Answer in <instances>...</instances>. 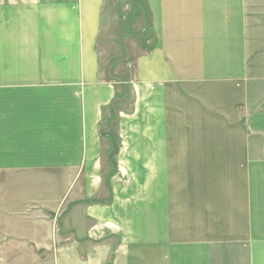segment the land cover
I'll list each match as a JSON object with an SVG mask.
<instances>
[{
  "label": "crops",
  "instance_id": "1",
  "mask_svg": "<svg viewBox=\"0 0 264 264\" xmlns=\"http://www.w3.org/2000/svg\"><path fill=\"white\" fill-rule=\"evenodd\" d=\"M146 1L154 42L116 113L110 199L74 205L100 195L101 124L123 96L100 69L106 0H0V246L16 264H84L69 222L112 264H264V2Z\"/></svg>",
  "mask_w": 264,
  "mask_h": 264
},
{
  "label": "rangeland",
  "instance_id": "2",
  "mask_svg": "<svg viewBox=\"0 0 264 264\" xmlns=\"http://www.w3.org/2000/svg\"><path fill=\"white\" fill-rule=\"evenodd\" d=\"M264 0H262L263 4ZM260 14L264 15V4L260 6ZM104 28L102 30V37L99 41L98 52L100 54V69L104 79L115 83L117 94L123 95L116 104L114 111V119L109 116H104V121L101 124L103 133L112 134V140L109 143L100 144V168L102 173L103 186L100 195L94 199H84L82 201L74 202L85 204L96 203L100 201H109L110 196V179L113 177L114 171L120 170L118 162V153L123 148L121 138L116 133V113L119 109H130L132 102V93L129 88L130 79L134 75V61L142 53L151 48L154 42V34L151 27V11L146 0H106L104 8ZM125 83V84H124ZM109 112V111H108ZM106 118V123H105ZM106 140L109 138L105 137ZM109 141V140H108ZM116 168V169H115ZM2 178H0V188H4ZM108 184V185H107ZM6 188V187H5ZM82 205V204H80ZM80 216V214H78ZM59 226L62 227V222ZM81 222V221H80ZM84 227L78 226L76 222H69L68 234L71 241L77 236L81 237L85 242L79 246V251H82L85 257L84 264H112L109 261V254L106 255L107 250L111 246L108 241H101L96 230H92L88 223L85 222ZM57 226V224H56ZM64 227V226H63ZM91 229V230H90ZM78 230V231H77ZM95 231V232H94ZM59 242V241H58ZM10 244V243H8ZM7 244V245H8ZM5 245V244H2ZM71 253H78L75 243L68 246ZM60 243L54 242L51 247L53 257L59 253ZM109 249V252H110ZM106 255L108 258L101 261L99 256ZM9 254L0 246V264H16V259L12 260ZM74 255V256H75ZM32 264H37L32 262ZM43 264H64L60 259H53L44 262ZM68 264H77V261H69Z\"/></svg>",
  "mask_w": 264,
  "mask_h": 264
}]
</instances>
